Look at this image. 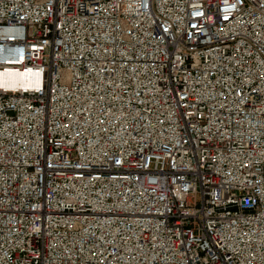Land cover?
Returning <instances> with one entry per match:
<instances>
[{
	"label": "built area",
	"instance_id": "obj_1",
	"mask_svg": "<svg viewBox=\"0 0 264 264\" xmlns=\"http://www.w3.org/2000/svg\"><path fill=\"white\" fill-rule=\"evenodd\" d=\"M0 264H264V0H0Z\"/></svg>",
	"mask_w": 264,
	"mask_h": 264
},
{
	"label": "bare ground",
	"instance_id": "obj_2",
	"mask_svg": "<svg viewBox=\"0 0 264 264\" xmlns=\"http://www.w3.org/2000/svg\"><path fill=\"white\" fill-rule=\"evenodd\" d=\"M20 77H21V76L18 75V76H16V79H19Z\"/></svg>",
	"mask_w": 264,
	"mask_h": 264
}]
</instances>
